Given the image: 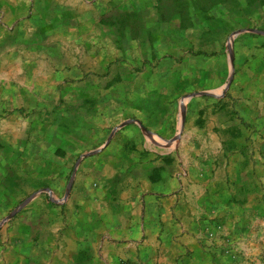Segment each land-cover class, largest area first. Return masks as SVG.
Wrapping results in <instances>:
<instances>
[{"label": "crops", "instance_id": "obj_1", "mask_svg": "<svg viewBox=\"0 0 264 264\" xmlns=\"http://www.w3.org/2000/svg\"><path fill=\"white\" fill-rule=\"evenodd\" d=\"M237 2L95 0L99 17L78 29L85 37L80 65H93L95 72L83 74L80 86L65 89L74 90L71 93L80 97L82 106L93 110L81 109L85 116L60 129L32 125L18 113L29 105L30 97L38 110L45 107L37 103L41 91L37 82L53 78L52 68L44 74L38 69L42 61L53 66L55 60L50 51L39 48L43 44L39 30L53 35L70 27L62 22L39 28L36 11L0 9V212L14 215L27 200L29 206L25 220L0 229V264H215L208 216L203 215L208 210L202 202L208 186L197 185V178L209 173L167 169L180 157L174 147L185 121L176 136L167 135L173 131L175 111L182 115L188 106L203 102L199 99L204 96L196 94L225 84L229 51L244 31L238 24L246 14ZM122 7L123 11L117 9ZM22 18H30L28 34ZM119 47L132 49L131 63L149 66L147 73L133 72L121 79L124 84L118 90L125 110L137 113L142 121H125L116 130L118 125L113 133L121 137L113 138L101 125L102 105L93 98L102 97L99 71L102 62L112 60L106 51ZM39 51L45 57L38 59ZM166 57L181 59V72L166 77L159 68ZM76 160L80 164L69 196L58 209L46 195L60 193Z\"/></svg>", "mask_w": 264, "mask_h": 264}, {"label": "rangeland", "instance_id": "obj_2", "mask_svg": "<svg viewBox=\"0 0 264 264\" xmlns=\"http://www.w3.org/2000/svg\"><path fill=\"white\" fill-rule=\"evenodd\" d=\"M94 1L9 0L5 4L0 0V9L24 13L36 11L39 15L36 19L39 28H46L48 24L58 27L62 22L70 27L60 28L53 35L49 32L46 34L45 29L39 30V43H43L38 45L39 48L45 52L50 51L55 60L53 66L44 65L42 61L38 69L44 74L52 68L53 78L39 79L37 85L41 91L37 103L45 107L38 110L34 103L36 100L30 97L29 105L24 104L18 113L22 121L31 120L32 125H40L43 129L51 126L60 129L66 125L74 126L77 119L85 116L79 113L81 109L93 110L87 108V105L82 106L80 97L71 93L74 90H66L69 85L70 88L80 86L79 80L86 72H95L93 65H80L84 53L80 44L85 41V37L78 30L85 25H93L99 17L93 7ZM234 1L231 0V3L239 5L237 0ZM240 6L244 7L246 15L238 24L244 31L229 51L233 57V76L229 82L230 76L227 75L225 84L214 90L215 96H204L199 99L203 101L201 104L199 102L194 108L192 105L184 110L185 123L178 138L180 141L177 146H173L180 157L172 167L167 166V169L180 173L201 169L209 173L206 178H197V185L204 182L208 186L206 197L202 199V202L208 204V210H204L203 215L206 213L208 216V233L213 241L215 264H264V0H240ZM122 8L117 9L123 11ZM61 13H64L65 18H62ZM46 14H53L54 18H46ZM29 20L22 18L21 23L23 32L27 34L31 32V24L27 22ZM126 21L128 24L131 22L128 18ZM132 23L135 26V21ZM231 27L232 35L237 31V25ZM61 40L66 43L63 45ZM45 52L39 51L38 59L45 57ZM132 53V49L126 50L124 47H119L118 51L107 50L106 58L112 60L102 62V70L99 71L102 97L93 99L101 103V125L111 130L108 136L113 138L121 137V133H113L118 125L125 121H142L137 113L125 110L120 91L124 84H121V79L130 77L133 72H148L146 66L149 65L141 67L135 62L131 63ZM90 62L93 63L92 60ZM181 64V59L166 57L160 60L159 68L169 77L175 72H181ZM110 74L116 75V79L109 78ZM66 79L70 82H64ZM226 84L229 85L225 88ZM178 100L172 105L176 106ZM23 103L26 102L23 100ZM174 114L173 131L168 133V139L177 135L181 122V114L176 111ZM93 117L89 113V118ZM136 129L137 133H142L139 127ZM79 164L77 160L70 164L64 187L58 195H46L48 200L55 202L58 209L66 203L68 184L73 180L72 175L77 172ZM9 214L0 212V229L8 230L15 221L25 220L24 217L29 215V206H22L14 215Z\"/></svg>", "mask_w": 264, "mask_h": 264}, {"label": "water", "instance_id": "obj_3", "mask_svg": "<svg viewBox=\"0 0 264 264\" xmlns=\"http://www.w3.org/2000/svg\"><path fill=\"white\" fill-rule=\"evenodd\" d=\"M237 33L235 34H232V37L236 36ZM230 61H229V82H230V78L233 76V57L230 55ZM229 85V84H228ZM228 85L226 84L225 85V88L228 87ZM197 96H215L216 95V91H213V92H206V93H199V94H196ZM184 112L182 113L181 115V122H180V129L182 128L183 126V123H184ZM123 125H120L119 127L116 128V130H118L119 128H121ZM73 176V175H72ZM71 185H72V179L69 181V184H68V189H67V192H66V195L69 194V191H70V188H71ZM28 202V200L23 204L25 205L26 203ZM22 205V206H23Z\"/></svg>", "mask_w": 264, "mask_h": 264}]
</instances>
